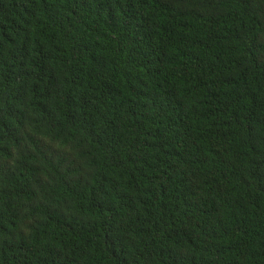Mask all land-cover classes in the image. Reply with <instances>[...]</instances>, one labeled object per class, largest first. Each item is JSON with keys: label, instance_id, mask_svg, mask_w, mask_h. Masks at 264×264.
Masks as SVG:
<instances>
[{"label": "trees", "instance_id": "1", "mask_svg": "<svg viewBox=\"0 0 264 264\" xmlns=\"http://www.w3.org/2000/svg\"><path fill=\"white\" fill-rule=\"evenodd\" d=\"M0 264H264V0H0Z\"/></svg>", "mask_w": 264, "mask_h": 264}]
</instances>
